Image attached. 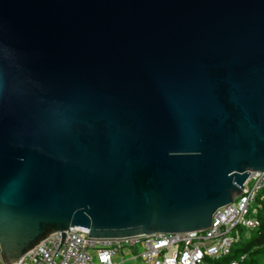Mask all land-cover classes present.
I'll return each instance as SVG.
<instances>
[{
  "label": "water",
  "instance_id": "obj_1",
  "mask_svg": "<svg viewBox=\"0 0 264 264\" xmlns=\"http://www.w3.org/2000/svg\"><path fill=\"white\" fill-rule=\"evenodd\" d=\"M263 172L264 0H0L3 264L205 231Z\"/></svg>",
  "mask_w": 264,
  "mask_h": 264
},
{
  "label": "built area",
  "instance_id": "obj_2",
  "mask_svg": "<svg viewBox=\"0 0 264 264\" xmlns=\"http://www.w3.org/2000/svg\"><path fill=\"white\" fill-rule=\"evenodd\" d=\"M263 196L264 172L252 173L241 195L217 210L205 231L94 239L87 229L75 227L65 232L64 239L60 233L51 235L16 264H113L117 253L137 247L143 248L141 264H206L229 256L259 228Z\"/></svg>",
  "mask_w": 264,
  "mask_h": 264
},
{
  "label": "trees",
  "instance_id": "obj_3",
  "mask_svg": "<svg viewBox=\"0 0 264 264\" xmlns=\"http://www.w3.org/2000/svg\"><path fill=\"white\" fill-rule=\"evenodd\" d=\"M258 218L260 226L251 233L249 239L237 244L229 256L218 260H208L206 264H264V196Z\"/></svg>",
  "mask_w": 264,
  "mask_h": 264
},
{
  "label": "crops",
  "instance_id": "obj_4",
  "mask_svg": "<svg viewBox=\"0 0 264 264\" xmlns=\"http://www.w3.org/2000/svg\"><path fill=\"white\" fill-rule=\"evenodd\" d=\"M143 251L142 247H137L135 250L125 249L117 253L113 258V264H141Z\"/></svg>",
  "mask_w": 264,
  "mask_h": 264
}]
</instances>
